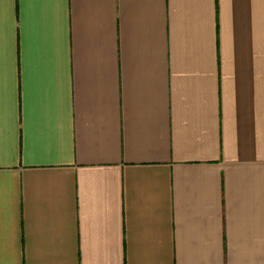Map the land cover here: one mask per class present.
Wrapping results in <instances>:
<instances>
[{"label":"crops","instance_id":"obj_1","mask_svg":"<svg viewBox=\"0 0 264 264\" xmlns=\"http://www.w3.org/2000/svg\"><path fill=\"white\" fill-rule=\"evenodd\" d=\"M0 264H264V0H0Z\"/></svg>","mask_w":264,"mask_h":264}]
</instances>
